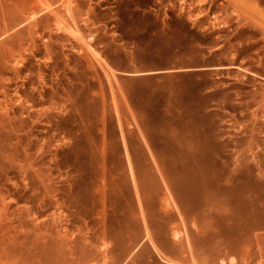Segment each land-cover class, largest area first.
I'll use <instances>...</instances> for the list:
<instances>
[{"label": "rangeland", "instance_id": "1", "mask_svg": "<svg viewBox=\"0 0 264 264\" xmlns=\"http://www.w3.org/2000/svg\"><path fill=\"white\" fill-rule=\"evenodd\" d=\"M46 1L0 0V73L76 111L0 137V264H264V0Z\"/></svg>", "mask_w": 264, "mask_h": 264}, {"label": "bare ground", "instance_id": "2", "mask_svg": "<svg viewBox=\"0 0 264 264\" xmlns=\"http://www.w3.org/2000/svg\"><path fill=\"white\" fill-rule=\"evenodd\" d=\"M40 1L41 0H39V2ZM42 1L44 3V1H46V0H42ZM40 3H42V2H40ZM61 3H60V5H63V10H64V12L66 11L65 13L67 14L70 11L69 8L71 7L70 4H69V1L63 0V3L62 4ZM47 4L48 5H45L44 7L42 6V8L40 7L38 9L42 10L43 8H48L47 11L51 10L54 13V8H52V9L49 8L51 3L49 4V2H47ZM42 5H44V4H42ZM32 7H35V5L33 4ZM29 9L32 10L33 8H29ZM29 9H27V11ZM34 9H33L32 12H34ZM30 11L26 12V15L30 13L28 15L30 17L29 19L31 21L33 20L34 22L37 21L36 19H38V18H34V17L38 15V12L35 11V13L31 14ZM51 11H50V13H52ZM40 14L41 13L39 12V15ZM47 14H49V13H47ZM68 15H69V13H68ZM24 16L22 18H24ZM28 16L25 17V18L28 19ZM56 16H58V15H56ZM31 17L34 18L35 20L32 19ZM59 17L60 16H58L57 18L60 21ZM71 17L72 16H69V18H71ZM23 20L25 21L26 19H23ZM21 21H22V19L20 20V22ZM54 21L57 22L56 18H55ZM63 21L64 20L60 21V23L65 25L66 24L65 21L64 22ZM25 22H28V20L25 21ZM60 23L58 24V22H57L55 24L54 28H56V26L57 27L59 26L57 29H55L56 31L60 30L59 28L63 29L64 25L62 26ZM16 25L14 24V26H16ZM67 25H68V23L65 26L66 27L65 28L66 31H68L73 26L72 24H71L72 26L69 24L70 28L68 29ZM70 32L75 33V29L74 30L73 29L70 30ZM1 33H0V35H1ZM45 42L46 41H44L43 43L45 44ZM47 45H48V43L46 44V47H47ZM10 47H8V49H6V50H9L8 51L9 52L8 55H10V58H7V60L9 61V59H10L11 62H12V58H14V57L16 58V56H12L11 55L12 53H10V51L12 52L14 47L13 48L11 47L12 49H9ZM27 47H28V45H27ZM30 49L29 50L27 49V50L31 51ZM19 57H20V59H17V61H15L16 59L14 58L15 60H13V62H16V63H14L15 65L11 66L13 71L15 72V74L18 77L20 76V73L22 71H24L23 69H25V67H26V65H25L26 63H25L24 57L22 58L21 55H19ZM42 71L43 70H39V73L37 74L38 77H39V80H40V86H39V83H38L37 87H36V85L35 86H30V84H33V83H31V77H30L29 72H28L26 75L23 76V79H22L20 84H18V82H17V84L15 83V86L13 88V93L14 94L13 93L10 94V93L6 92V88H7V86H9V84L3 80L4 78L2 77V73H0V91L4 94V98L0 99V137H1V135H4V133L5 134L8 133L9 131H10L9 132V134H10L12 132L11 130L16 131V132H18L19 130L20 131H24L26 134H30V135L37 134L35 132L37 130H35V129H38L37 127L41 126L39 124H41L42 122L47 123L46 124L47 127L48 126L52 127L51 116H52V110L54 108L55 109L57 108V111H59V113L61 115H70V113H73L74 111H76V109L73 108L72 106L67 107L65 104H63V99L69 96L68 94H65V96H62L65 93L63 90L62 91L64 93H61V96H60V97H62L61 98L62 100L61 101L59 100L60 102L58 101V99H60L59 96H58L59 98L57 99V101L55 100L56 97H57L55 94L59 95L60 92H59V90L56 91L57 87L54 88L55 86H51V85H49L51 87V89H50L51 91L48 90L50 87L49 88L47 87L48 83H47L46 78H45L44 74L42 73ZM52 88H54V89L52 90ZM49 92L53 93V95H55V97H52L53 95H51V97H50V95L48 94ZM75 95H76V93H75ZM35 97H38V100H39L38 102L36 101L37 99ZM48 97H49L50 101H51L52 98L53 99L55 98L54 99L55 101L52 100L50 105H49L50 102L49 103L47 102V101H49V99L47 100ZM76 99H77V95H76ZM36 102H37L38 105L40 103L41 107H42V104L44 106L42 108L40 106H38V105L36 106ZM45 103H48V104H46V106H45ZM34 107H35V109L40 107V109L38 108L39 110L38 109L35 110ZM18 114H19V116H17V117H19V118L16 117V115H18ZM53 115H54V113H53ZM30 116L35 117V120H32L30 123H27L26 119H27V117H30ZM15 118L17 119V121H19L18 123H16V119ZM43 126H41V128ZM46 126H44V127L46 128ZM40 129H39V131H40ZM48 129H46V131ZM16 132H14V133H16ZM33 141H34L33 139H30L27 142H25V145L29 144V143H31ZM63 141H65V140H63ZM2 142L4 144H6V145H10V146H13V147H16L18 145H24L23 142L20 141V139H17L15 141H11L10 139H6V138L5 139H1L0 138V146L3 144ZM43 142H44V140H43ZM121 142H122V145L124 147V153H125L124 155H125L126 162H127L128 173H129L131 182L133 184L134 190L136 192V196L138 198L140 209H141L142 214H143L144 208L141 205V196H140V193H139L137 173H136L135 168L133 167V164H132V161H131V157H130V153H129L128 149H127V139L125 138V136L122 133H121ZM145 144L149 145V143L147 141H145ZM100 157H101V169L104 170V165H105L104 163H105L106 158H107V153L105 152V148H103ZM173 165L175 166V169L178 172H180L183 169L191 170L192 169L191 167H192L193 164L188 162V161H181V162H178V163H174ZM154 166H155V170H156L157 175L159 176V178L162 181L163 186L165 187L166 191L170 194V192L172 191V188H173V183L171 182V180L169 178V175L171 174V171L166 167V164L162 163V162H154ZM177 171L174 172V173H177ZM231 178H233V175H231L229 178H227V180H230ZM143 219L145 220L144 217H143ZM174 235L177 236V232H175ZM145 236L149 238L153 248L155 250H157V252L161 255V258L164 261L168 262L169 264H186L182 260H180L179 258L172 257V256L168 255L164 250L160 249L157 246V244L155 243V241L152 239V236L149 234L148 231H146ZM88 264H92V263H88Z\"/></svg>", "mask_w": 264, "mask_h": 264}]
</instances>
